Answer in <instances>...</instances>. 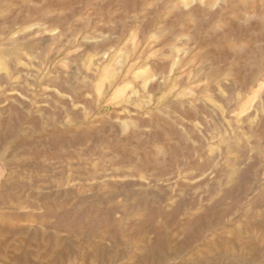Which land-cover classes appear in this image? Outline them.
<instances>
[{"label": "rangeland", "instance_id": "rangeland-1", "mask_svg": "<svg viewBox=\"0 0 264 264\" xmlns=\"http://www.w3.org/2000/svg\"><path fill=\"white\" fill-rule=\"evenodd\" d=\"M20 70L0 264H264V0H0Z\"/></svg>", "mask_w": 264, "mask_h": 264}, {"label": "bare ground", "instance_id": "bare-ground-1", "mask_svg": "<svg viewBox=\"0 0 264 264\" xmlns=\"http://www.w3.org/2000/svg\"><path fill=\"white\" fill-rule=\"evenodd\" d=\"M251 28L254 29L255 28V25L252 24L251 25ZM27 81H31V79H30L29 73L27 71H25V70L17 71V78L16 79H14V76L11 77V78H1L0 79V84L3 85L2 86V89L0 91V101L3 102L2 107H0V111H2V113L6 109H14V110H18V112H21L24 108H27V106H26V104H25V102H24V100H23V98L21 96V95H23L22 94V92H23V90H22L23 89V86L22 85H23V83H25ZM204 109L203 110L201 109L202 112H205L206 109L205 110ZM24 120L26 121L27 119L25 118ZM104 135H106V133L103 134V138L105 140L108 139V137L107 136H104ZM76 136H77V134H76ZM88 140L90 142H94L95 141V137L91 134V136H89ZM113 141H115V140H113ZM50 145L53 146V145H55V143H51ZM163 146H164V144H163ZM209 159H211V158H209ZM243 162H244L243 163L244 167H243L242 176H241L242 177V182L243 183H249V182H251V180H250V178H251L250 177V170H251V168L253 166H256L258 164V160L254 159V158H246V157H243ZM206 163H208V162H206ZM208 165H209V163H208ZM207 170L204 169L205 172ZM216 175H217V171H208L207 173L203 174V177H196L195 180L192 181V182H194L193 184L195 186L200 185L202 183L205 184V185H207V186H209L210 183H211V180L213 178H215ZM130 187H132V186H130ZM233 192H234V190H232L231 192H228L227 195L228 196H231L232 195L231 193H233ZM259 197L262 200H264V195L263 196H259ZM217 213H218V208H215L214 209V212H213V215H216Z\"/></svg>", "mask_w": 264, "mask_h": 264}]
</instances>
